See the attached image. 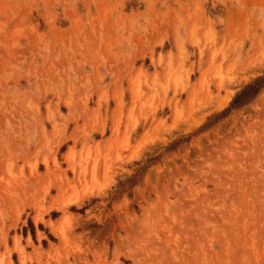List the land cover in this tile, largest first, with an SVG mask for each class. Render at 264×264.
<instances>
[{
	"label": "rangeland",
	"instance_id": "obj_1",
	"mask_svg": "<svg viewBox=\"0 0 264 264\" xmlns=\"http://www.w3.org/2000/svg\"><path fill=\"white\" fill-rule=\"evenodd\" d=\"M261 76L264 0H0V264H264Z\"/></svg>",
	"mask_w": 264,
	"mask_h": 264
},
{
	"label": "trees",
	"instance_id": "obj_2",
	"mask_svg": "<svg viewBox=\"0 0 264 264\" xmlns=\"http://www.w3.org/2000/svg\"><path fill=\"white\" fill-rule=\"evenodd\" d=\"M264 85V76L257 77L253 80V82L247 84L245 86V89L242 90L237 96L233 98L232 104L234 106L236 105H243L245 104L249 99H251ZM130 180H133V178H130Z\"/></svg>",
	"mask_w": 264,
	"mask_h": 264
},
{
	"label": "bare ground",
	"instance_id": "obj_3",
	"mask_svg": "<svg viewBox=\"0 0 264 264\" xmlns=\"http://www.w3.org/2000/svg\"><path fill=\"white\" fill-rule=\"evenodd\" d=\"M225 98H227V97H225ZM219 104H220V102H219ZM221 105V104H220ZM66 216V215H65ZM64 217V216H63ZM61 218L60 220H58L57 222H55V223H53V224H51V230H53V232H55V233H57V234H59V235H62V224H63V222H64V220H65V218ZM60 238V237H59Z\"/></svg>",
	"mask_w": 264,
	"mask_h": 264
}]
</instances>
